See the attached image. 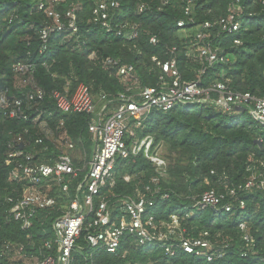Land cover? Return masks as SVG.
<instances>
[{
  "label": "built area",
  "instance_id": "1",
  "mask_svg": "<svg viewBox=\"0 0 264 264\" xmlns=\"http://www.w3.org/2000/svg\"><path fill=\"white\" fill-rule=\"evenodd\" d=\"M35 1L48 18L39 33V54L49 51L53 32L77 41L82 39L78 24L84 9L82 1ZM91 2L88 21L107 35L135 42L145 33L142 23L128 18L121 0ZM181 2L185 17L178 20L177 26L188 37L184 42L186 57L201 64L196 79L189 80L181 72L176 45L166 60L152 56L160 70L156 85H143L134 64L112 57L100 59L97 52H91V60L99 61L123 80L124 89L112 96L106 92L94 94L83 82L73 90L70 82L63 89H46L39 84L38 64L30 58V52L26 59L14 63L12 86L0 88V113L4 119L28 125L18 132L8 131L6 162L12 166L9 181L17 185V190L8 197L11 208L7 218L30 231L38 214L46 212L47 219L53 217L54 239L44 241L39 248L32 247L31 252L18 243H7V250L16 256L31 255L36 259L34 264H72L80 247L78 241L84 237L90 249L112 255L125 256L127 244L136 249H162L165 258L150 260L148 264H178L175 259L182 253L208 263L225 256L229 245L219 235L213 236L208 230L192 234L177 214L156 220L158 197L170 198L161 186L168 176V161L160 154L161 145L152 135L141 137L130 128L131 123L135 128L143 127L155 111L210 104L229 115L248 113L264 130V95L234 89L225 70L207 85L202 79L208 68L233 65L236 61L214 41L226 35L235 38L236 45L242 44L236 38L242 26L241 0H232L227 14L200 22L194 15L195 0ZM168 3L165 0L163 5ZM150 8V4L142 2L136 10L142 14ZM149 43L158 46V34L150 32ZM115 102L119 103L117 108L110 111ZM74 115L88 117L87 133L94 143L90 144L81 132L71 133L67 121ZM139 156L150 161L155 173L148 183L141 181L142 187L132 194H118L115 189L121 166L136 163ZM135 178L137 175L130 173L122 176L126 182ZM222 179L226 180L227 175ZM256 192L264 193L260 172L250 174L241 184L225 183L206 190L195 200L194 207L234 213L246 207L244 195ZM239 229L243 240L250 243L252 235L247 222H241Z\"/></svg>",
  "mask_w": 264,
  "mask_h": 264
},
{
  "label": "trees",
  "instance_id": "2",
  "mask_svg": "<svg viewBox=\"0 0 264 264\" xmlns=\"http://www.w3.org/2000/svg\"><path fill=\"white\" fill-rule=\"evenodd\" d=\"M78 1V0H72ZM84 9L79 14L78 24L82 39L67 38L66 34L53 32L49 40V51L39 54L41 45L39 33L48 23L46 15L38 9L35 0H0V88L13 84V65L26 59L38 64V81L46 89H63L68 82L72 90L81 82L90 86L94 94L106 92L116 95L124 89L123 80L113 71L107 70L99 61L89 58L91 52H97L100 59L112 57L122 63L134 64L143 85H156L160 70L152 62V56L166 60L171 47L178 46L179 67L187 79L197 78V69L201 64L188 59L184 42L177 26L184 18L181 0H121L128 18L142 23L145 33L138 41H125L109 36L88 21L91 0H80ZM71 0L68 2L70 4ZM148 3L151 8L142 14L137 13L139 3ZM232 0H195L194 15L197 21L214 20L227 14ZM243 13L242 26L236 38L242 41L236 45L232 36L220 35L215 44L225 49L233 58V65H216L208 68L203 75V84L207 85L221 74L222 70L232 79L234 89L264 95V0H241ZM66 6H62L63 9ZM161 8V9H159ZM160 38L158 46L149 43V33ZM185 32V31H184ZM45 63V64H44ZM189 70H185V65ZM119 103H113L118 106ZM156 114V117L154 116ZM71 133L80 132L88 140L86 115L70 116L67 121ZM27 123L12 122L4 119L0 113V264H25L14 261L13 251L7 250V243L23 244L28 252L32 247L39 248L44 241L54 239L52 220L46 218V212L38 214L33 228L23 230L19 223L8 220L11 204L8 197L16 193L17 185L9 181L12 168L6 162L8 131L23 130ZM144 135H152L156 144L165 142L171 153H176L174 164H169L168 176L161 182L162 190L170 194L166 200L158 197L156 220L168 219L177 214L183 226L192 234L198 235L204 230L210 231L221 240H227L225 256L206 262L190 254L182 253L175 259L178 264H264V193H249L243 196L244 209L234 213H219L213 208L194 207L193 190L203 181H209V187L217 188L226 183L238 185L250 175L251 164L261 166L264 177V130L248 113L229 115L214 105H196L178 108L169 112L155 111L145 121ZM142 135V136H144ZM215 173H212V171ZM126 173L137 175L131 182L122 176ZM149 160L139 156L136 163L121 166L120 178L115 191L118 194H132L137 187L148 183L154 174ZM227 179L223 180V175ZM216 186V187H215ZM247 222L252 239L243 240L239 224ZM131 241V237L128 236ZM80 247L74 253L72 264H148L165 258L162 249L139 248L127 244L125 256L108 254L92 250L85 245L84 237L78 241ZM34 245V246H33Z\"/></svg>",
  "mask_w": 264,
  "mask_h": 264
},
{
  "label": "rangeland",
  "instance_id": "3",
  "mask_svg": "<svg viewBox=\"0 0 264 264\" xmlns=\"http://www.w3.org/2000/svg\"><path fill=\"white\" fill-rule=\"evenodd\" d=\"M182 35L179 37L180 40H183V38L186 37V32H182V31H179ZM185 70H189V65H185ZM237 115H240L241 116V113H238ZM154 116L156 117V114H154ZM146 125L144 123L143 127L141 128H135V124L134 123H131L130 124V128L134 129V131L138 134V136H141L144 135V131H145V128ZM161 146H160V154L168 161V167H169V164H174V160L172 159V157H170L171 154H173V158H176L177 157V154L176 153H171L170 149H169V146L168 144H166L165 142H161L159 143ZM261 169V166L259 165H256L255 164H251L249 167H248V172L250 174L254 173V172H260ZM221 183H219L217 185V188H220L221 187ZM216 187V186H215ZM210 189L209 187V181L206 180V181H203L201 184H199V186L193 190V194L195 195L194 197H198L200 196L203 192H205L206 190ZM12 260L14 261H17V260H21L23 263L25 264H34L35 263V258L32 257L31 255H28V256H23V255H13L11 256Z\"/></svg>",
  "mask_w": 264,
  "mask_h": 264
},
{
  "label": "crops",
  "instance_id": "4",
  "mask_svg": "<svg viewBox=\"0 0 264 264\" xmlns=\"http://www.w3.org/2000/svg\"><path fill=\"white\" fill-rule=\"evenodd\" d=\"M116 108H117L116 106L112 105V106L110 107V111H112V110H114V109H116ZM89 143H90V144L94 143V140L90 139V137H89Z\"/></svg>",
  "mask_w": 264,
  "mask_h": 264
}]
</instances>
